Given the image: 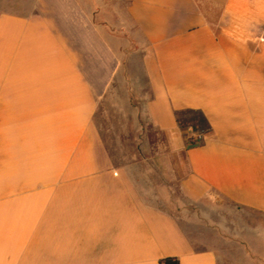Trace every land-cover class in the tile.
<instances>
[{"label":"crops","instance_id":"1","mask_svg":"<svg viewBox=\"0 0 264 264\" xmlns=\"http://www.w3.org/2000/svg\"><path fill=\"white\" fill-rule=\"evenodd\" d=\"M124 1L122 46L79 0H0V264H264V0ZM105 96L183 177L116 163Z\"/></svg>","mask_w":264,"mask_h":264},{"label":"rangeland","instance_id":"2","mask_svg":"<svg viewBox=\"0 0 264 264\" xmlns=\"http://www.w3.org/2000/svg\"><path fill=\"white\" fill-rule=\"evenodd\" d=\"M7 1V0H6ZM80 3L84 4L88 9H96L99 8L102 13V18L107 19L111 22H115L114 31L116 32L114 35L116 39L114 43L117 45L124 46L125 41L123 40V36L120 28L118 27V17L116 18V14L113 13L110 9L113 6L123 7L125 4L124 0H79ZM113 24V23H112ZM122 84V82L120 83ZM119 84V85H120ZM123 85V84H122ZM124 99V94H119ZM116 103L114 98H108L105 96L100 103V107L96 111L94 121L100 130L101 136L104 140V143L112 158L116 160L117 164H125V158L123 156V150H134L148 147L152 152L158 150L159 152H165V156L163 159L174 162V178L171 174L169 177H166V181L174 180V182L185 175V168L182 164L183 162V154L181 151H176V157H172L170 155V150L172 144L170 140H168L165 136H160L158 131H156L150 124H147L144 119H142L141 125H126L124 123V119L121 118V115L118 114V110H116ZM129 134V136H128ZM139 137L140 141L134 140V137ZM148 138V140H147ZM192 140L187 141L188 144L194 143L193 137ZM142 145V146H141ZM177 148V144H176ZM169 154V157H168ZM150 158V157H149ZM145 166V164H144ZM167 176V175H166Z\"/></svg>","mask_w":264,"mask_h":264},{"label":"trees","instance_id":"3","mask_svg":"<svg viewBox=\"0 0 264 264\" xmlns=\"http://www.w3.org/2000/svg\"><path fill=\"white\" fill-rule=\"evenodd\" d=\"M159 264H180V261L178 258L170 257L160 260Z\"/></svg>","mask_w":264,"mask_h":264}]
</instances>
